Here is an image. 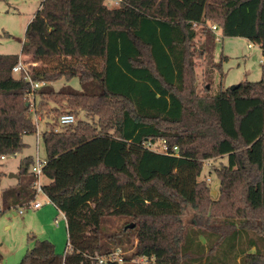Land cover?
Segmentation results:
<instances>
[{
	"label": "trees",
	"instance_id": "trees-1",
	"mask_svg": "<svg viewBox=\"0 0 264 264\" xmlns=\"http://www.w3.org/2000/svg\"><path fill=\"white\" fill-rule=\"evenodd\" d=\"M111 1L42 0L21 54H0V157L37 131L34 112L77 119L59 132L49 121L42 133L51 180L43 188L65 213L72 246L58 254L38 240L20 264H99L116 249L131 250L129 260L103 264H264V65L259 81L182 96L195 27L211 21L264 53V0ZM21 55L32 80L46 82L34 108L30 80L13 73ZM73 76L81 89L52 85ZM161 139L178 154L145 146ZM220 156L228 161L214 168L215 198L202 172ZM33 162L26 157L23 171ZM35 179L4 190L2 208L29 204ZM189 208L193 225L184 219ZM120 217L115 228L106 223Z\"/></svg>",
	"mask_w": 264,
	"mask_h": 264
},
{
	"label": "rangeland",
	"instance_id": "rangeland-1",
	"mask_svg": "<svg viewBox=\"0 0 264 264\" xmlns=\"http://www.w3.org/2000/svg\"><path fill=\"white\" fill-rule=\"evenodd\" d=\"M40 1L0 0V54H21L28 22ZM212 25L217 24L210 21L205 25L195 27L197 34L189 43L193 66L188 68L183 97L189 96V93L192 92L194 96L210 98L233 85L256 82L262 78L264 53L261 47L245 37L224 36L221 28L212 30ZM21 57L25 58L24 55ZM14 75L20 74L14 73ZM52 85L56 89H61L64 86L75 89L82 88L78 76L61 77L53 81ZM78 113L81 119H85L84 112ZM56 115L57 112L52 111L48 118L44 114L38 115L34 112L39 135L37 131L24 135L23 139L27 144L20 151L7 154L5 159H0V264H20L38 240H50L58 254H64L68 249L66 219L56 205L48 200L44 188L43 192L35 194L34 199L30 202V207L2 208L3 192L12 188L13 185L30 183L34 177L31 167L38 158L46 159L42 133L51 126L48 124L49 121H54L55 127L57 126L58 117ZM29 156L34 162L31 163L28 172H25L22 164L24 159ZM227 161V156L205 161L202 176L206 179L210 178L208 183L212 194H217L220 189V179L214 168L226 164ZM11 174L16 176H11ZM40 181L51 186V180L45 174L40 177ZM218 195L219 193L213 196L216 198ZM36 201L42 203L40 208L33 207ZM240 205L242 206L241 203ZM22 208H24V212L21 214L18 211ZM190 209L184 219L189 225H193L195 223L194 211ZM56 219H58V223ZM123 222V217L110 218L106 221L108 226H113V228ZM131 222L133 221L131 220ZM95 242V240L88 242L89 246L86 248L88 253L94 251ZM130 252L131 250H128L126 256ZM131 263L138 264L137 262Z\"/></svg>",
	"mask_w": 264,
	"mask_h": 264
},
{
	"label": "built area",
	"instance_id": "built-area-1",
	"mask_svg": "<svg viewBox=\"0 0 264 264\" xmlns=\"http://www.w3.org/2000/svg\"><path fill=\"white\" fill-rule=\"evenodd\" d=\"M111 3H118V0L115 1H111L109 4L111 5ZM212 30H217L219 29V27L217 25H212L211 26ZM217 37V36H216ZM252 46V45H250ZM13 73H17V74H21L23 73L25 75V78L30 80L31 82V86H32V90L29 92V96H31V104L33 107H35V98H34V91L36 89L41 88L42 86H44L46 84L45 81H33L29 72H28V64L24 62V59L20 56V59L18 61L17 64L14 65L13 67ZM77 121L75 114L73 113H64L61 114L58 119H57V126L55 127L54 131L55 132H59L61 131L62 128H66L69 126H72L73 124H75ZM37 133L39 135V131L37 129ZM149 150H152L154 152H158V153H163V154H169V155H177L179 148L177 145H171L166 139H161L158 140L156 142L153 141H147L146 145H145ZM6 156L2 155L0 157V159H5ZM48 161L47 160H41L40 158L37 159L36 163H34V165L31 167V170L33 172V174L36 176V180L34 182V186L36 187V191L37 194H39L40 192H43V185L44 183H42L40 181V177L44 174V169L47 166ZM48 200H50V198L47 196ZM51 201V200H50ZM52 202V201H51ZM26 206H31L30 203L27 205H24V208ZM42 206V203L39 201H36L33 204L34 208H40ZM24 208L20 209L18 212L19 213H23L24 212ZM59 211H61V213L63 214L64 218L66 219V215L65 213L59 209ZM57 223L59 222L58 219H56ZM71 242L68 241V249L71 248ZM67 249V250H68ZM126 257V251H123L121 249H116L113 252L109 253L106 257H101L99 256L97 259L99 261V264H103L105 261H117L119 263H122L124 261H126L127 259ZM132 262H137V263H149V260L146 257H140V258H135L132 260Z\"/></svg>",
	"mask_w": 264,
	"mask_h": 264
},
{
	"label": "crops",
	"instance_id": "crops-1",
	"mask_svg": "<svg viewBox=\"0 0 264 264\" xmlns=\"http://www.w3.org/2000/svg\"><path fill=\"white\" fill-rule=\"evenodd\" d=\"M42 1V0H41ZM41 1H40V4H39V6H38V8L35 10V11H33L32 12V16H31V18H30V20H29V22L32 20V18L34 17V15H35V13H36V11L40 8V6H41ZM29 22H28V24H29ZM208 179V178H207ZM210 179V178H209ZM14 186V185H13ZM219 193V192H218ZM217 193V194H218ZM217 194H213L214 196H216ZM57 207V206H56ZM16 213V212H15Z\"/></svg>",
	"mask_w": 264,
	"mask_h": 264
},
{
	"label": "water",
	"instance_id": "water-1",
	"mask_svg": "<svg viewBox=\"0 0 264 264\" xmlns=\"http://www.w3.org/2000/svg\"><path fill=\"white\" fill-rule=\"evenodd\" d=\"M238 86H239V84L233 85V86L231 87V89H235V88L238 87ZM29 104H30V103L27 102V105H29ZM11 176H16V175L11 174ZM129 227H130V228H133V227H134V224L129 225Z\"/></svg>",
	"mask_w": 264,
	"mask_h": 264
}]
</instances>
